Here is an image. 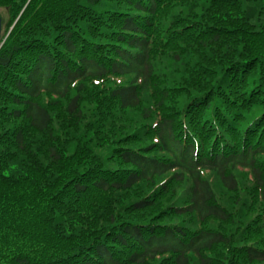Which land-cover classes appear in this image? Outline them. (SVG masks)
Returning <instances> with one entry per match:
<instances>
[{"label": "trees", "instance_id": "trees-1", "mask_svg": "<svg viewBox=\"0 0 264 264\" xmlns=\"http://www.w3.org/2000/svg\"><path fill=\"white\" fill-rule=\"evenodd\" d=\"M0 9V264H264V0Z\"/></svg>", "mask_w": 264, "mask_h": 264}, {"label": "water", "instance_id": "water-1", "mask_svg": "<svg viewBox=\"0 0 264 264\" xmlns=\"http://www.w3.org/2000/svg\"><path fill=\"white\" fill-rule=\"evenodd\" d=\"M1 30H2V17L0 16V34H1Z\"/></svg>", "mask_w": 264, "mask_h": 264}, {"label": "rangeland", "instance_id": "rangeland-1", "mask_svg": "<svg viewBox=\"0 0 264 264\" xmlns=\"http://www.w3.org/2000/svg\"><path fill=\"white\" fill-rule=\"evenodd\" d=\"M5 11L3 9H0V14L2 16V14L4 13Z\"/></svg>", "mask_w": 264, "mask_h": 264}]
</instances>
